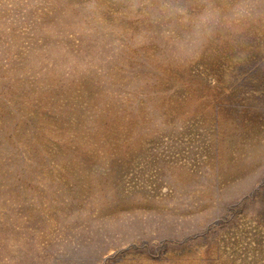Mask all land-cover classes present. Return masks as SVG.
Here are the masks:
<instances>
[{"label": "rangeland", "instance_id": "374dc122", "mask_svg": "<svg viewBox=\"0 0 264 264\" xmlns=\"http://www.w3.org/2000/svg\"><path fill=\"white\" fill-rule=\"evenodd\" d=\"M0 264H264V0H0Z\"/></svg>", "mask_w": 264, "mask_h": 264}]
</instances>
